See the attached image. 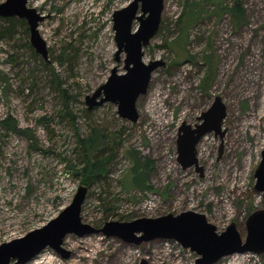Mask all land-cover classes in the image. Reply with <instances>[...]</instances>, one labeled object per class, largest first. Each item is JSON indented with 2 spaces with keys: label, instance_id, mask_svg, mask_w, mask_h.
Here are the masks:
<instances>
[{
  "label": "rangeland",
  "instance_id": "374dc122",
  "mask_svg": "<svg viewBox=\"0 0 264 264\" xmlns=\"http://www.w3.org/2000/svg\"><path fill=\"white\" fill-rule=\"evenodd\" d=\"M130 1L28 0L45 15L39 31L49 59L30 48V32L22 26L0 37V121L11 116L22 130L0 126V244L45 225L71 203L80 185L78 139L93 127L109 133V145L114 144L105 152L112 157L107 179L88 189L81 212L85 223L102 227L110 220L194 210L218 232L235 222L245 241L247 217L264 208V196L254 187L264 149V0H241L247 21L238 28L229 14H217L211 1L164 0L160 28L143 58L165 64L137 101V122L122 118L112 102L92 109L86 103L113 67L125 72V53L116 55L112 14ZM194 2L206 11L192 23ZM181 17L183 28L189 27L187 40L186 30L180 33ZM138 26L135 20L133 29ZM205 55H212L214 70L211 85L203 89ZM216 95L226 104L224 135L209 132L197 145L203 173L195 165L184 168L178 128L183 121L199 123ZM131 148L152 160L151 189L126 181ZM63 247L70 257L48 247L25 264H140L144 258L149 264H198L201 257L173 239L135 244L103 233H70ZM214 264H264V252H236Z\"/></svg>",
  "mask_w": 264,
  "mask_h": 264
},
{
  "label": "water",
  "instance_id": "95a60500",
  "mask_svg": "<svg viewBox=\"0 0 264 264\" xmlns=\"http://www.w3.org/2000/svg\"><path fill=\"white\" fill-rule=\"evenodd\" d=\"M164 9V0H131L112 14L117 59L125 53L124 70L113 67L107 81L92 94L86 96L89 109L112 102L117 105L119 115L137 122L140 113L137 101L147 93L153 72L165 64L162 59L144 61V47L158 32ZM19 17L27 21L30 42L36 52L49 59L48 47L39 31V24L45 19L28 0H5L0 3V17ZM139 21L134 30L133 23ZM227 115L226 104L221 95H216L211 107L198 117L195 126L183 121L178 128V161L184 168L195 165L203 173L197 157V145L209 132L224 135L222 124ZM255 170V189L264 196V149ZM88 186L80 183L71 203L58 216L45 225L29 231L24 236L0 244V264H25L46 248H53L62 257L68 258L71 250L63 247L66 235L73 233L80 237L103 233L107 237H119L128 243L140 244L157 238L173 239L197 254L198 264H214L222 257L236 252H264V208L257 209L246 220L247 236L243 241L235 222L218 232L217 226L208 221L204 213L186 210L178 214L168 213L156 217H139L130 221L110 220L102 227L82 221V206L88 193ZM140 264H149L142 259Z\"/></svg>",
  "mask_w": 264,
  "mask_h": 264
},
{
  "label": "trees",
  "instance_id": "16d2710c",
  "mask_svg": "<svg viewBox=\"0 0 264 264\" xmlns=\"http://www.w3.org/2000/svg\"><path fill=\"white\" fill-rule=\"evenodd\" d=\"M205 1H211L212 3H214L215 7L217 8V14H229L236 28L247 21V13L242 6L241 0H233V3L231 5L224 4V1L222 0H220V2H216L215 0ZM193 5H200V8L198 10H195L194 6H192V23L197 20L200 13L206 11L201 3L194 2ZM188 12L189 11H185L184 14L187 15L189 14ZM0 19L3 24H6L3 25L0 23V37L5 36V34L12 35V32L15 30V28L19 26H22L25 31H29L27 22L23 18L13 16L0 17ZM179 23H181V33L186 30V28H183L182 17L179 18ZM188 29L189 27L187 28V30ZM187 30L186 40L188 39ZM29 46L30 48H32L31 44H29ZM211 57L212 55H205L204 57V60L208 63V70L205 77L202 79L201 84L203 89H206L211 85L210 82L214 70L210 61ZM60 60L62 61V58H60ZM0 126L4 127L8 131H22L18 127V124L12 120L11 116H7L6 118L2 119L0 121ZM109 135L110 134L105 132L104 129L93 127L91 133L88 136L78 139V143L81 149L82 165L79 168H76V174L80 176V183L86 184L88 188H91L98 181L107 179L108 177V165L111 162L112 157L110 155H105V152L108 149H111L114 144V141L111 140L112 145H109ZM126 155L128 160L132 164V166L128 169V174L126 176L127 183L140 190L151 189L152 187L148 185V180L152 169V160L147 156L141 155L138 150H135L133 148L127 149ZM68 168H70V166Z\"/></svg>",
  "mask_w": 264,
  "mask_h": 264
},
{
  "label": "bare ground",
  "instance_id": "6f19581e",
  "mask_svg": "<svg viewBox=\"0 0 264 264\" xmlns=\"http://www.w3.org/2000/svg\"><path fill=\"white\" fill-rule=\"evenodd\" d=\"M241 253H245V252H241Z\"/></svg>",
  "mask_w": 264,
  "mask_h": 264
},
{
  "label": "flooded vegetation",
  "instance_id": "af4514ba",
  "mask_svg": "<svg viewBox=\"0 0 264 264\" xmlns=\"http://www.w3.org/2000/svg\"><path fill=\"white\" fill-rule=\"evenodd\" d=\"M24 19V18H23ZM26 20V19H25ZM27 22V21H26ZM28 25V24H27Z\"/></svg>",
  "mask_w": 264,
  "mask_h": 264
}]
</instances>
